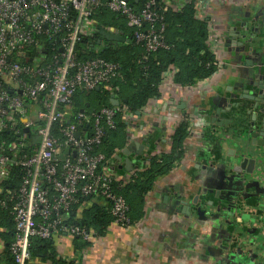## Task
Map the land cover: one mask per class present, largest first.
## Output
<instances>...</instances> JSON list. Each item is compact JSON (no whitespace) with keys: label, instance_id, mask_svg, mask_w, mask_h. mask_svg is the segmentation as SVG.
<instances>
[{"label":"crops","instance_id":"crops-1","mask_svg":"<svg viewBox=\"0 0 264 264\" xmlns=\"http://www.w3.org/2000/svg\"><path fill=\"white\" fill-rule=\"evenodd\" d=\"M167 1L175 9L186 2ZM199 4V16L212 26L211 44L221 52L222 71L189 88L163 83L160 97L139 115L123 118L124 131L110 136L114 151L101 174L124 187L149 152L153 156L168 152L173 130L185 119L190 132L183 160L155 180L135 224L111 221L104 233L82 248L67 233H53L56 255L66 264H264V203L234 209L223 195L220 201L214 196L220 187L213 184L222 165L230 175L231 167L245 164L251 157L247 152L255 148L247 132L252 114L259 127L262 104L253 108L246 97L261 93L264 86V0ZM216 109L223 111L216 118L219 125L209 122ZM130 143L143 146L141 156L137 147L125 150ZM126 160L132 164L129 173L122 170ZM258 186L263 189L264 183ZM91 203L108 212L105 199ZM80 218L78 209L76 219ZM2 251L0 243V255ZM26 264L50 263L30 258Z\"/></svg>","mask_w":264,"mask_h":264},{"label":"built area","instance_id":"built-area-1","mask_svg":"<svg viewBox=\"0 0 264 264\" xmlns=\"http://www.w3.org/2000/svg\"><path fill=\"white\" fill-rule=\"evenodd\" d=\"M194 1L199 16L200 0ZM156 5L157 0H0V133L6 124L20 120L22 128L37 139L32 154L16 162L26 173L11 207L14 237L9 254L13 264H26L30 259L31 239L47 240L58 231L92 241L93 232L63 223L64 213L78 197L100 191L109 203L113 221L130 226L128 205L111 191L109 178L97 173L105 158L94 150L106 131L115 128V116L121 114L127 121L131 113L119 105L102 108L91 117L70 113L77 90L88 93L110 84L118 76V68L101 58L80 59L75 45L81 37L97 32L92 18L108 11L127 21L132 37L145 53L166 50L164 25ZM164 7H171L167 0ZM208 25L207 45L216 59L214 74H219L223 69L221 52L211 44L214 34ZM32 49H38V54L31 56ZM47 52L49 58L45 57ZM171 79L172 74L166 76L160 88L165 82L173 85ZM25 100L30 101L28 108ZM71 118L72 122L61 125ZM56 124L58 136L53 134ZM82 124L90 125L89 132L76 138L77 125ZM23 139L11 144L0 142V184L8 178L10 155L16 158L28 146ZM63 150L69 154L59 159ZM43 180L50 187H44ZM0 206L5 208V203L0 202Z\"/></svg>","mask_w":264,"mask_h":264},{"label":"trees","instance_id":"trees-1","mask_svg":"<svg viewBox=\"0 0 264 264\" xmlns=\"http://www.w3.org/2000/svg\"><path fill=\"white\" fill-rule=\"evenodd\" d=\"M131 1L134 2V0ZM156 9L164 25L163 34L168 45L166 50L145 53L141 45L135 42L130 29L114 24L112 21L101 20V18L97 20V28L112 30L124 41L109 46L106 41L101 40L97 30L92 36H83L76 43L75 51L80 59L101 58L112 62L118 68V76L110 84L101 86L98 90L94 89L88 93L77 90L71 99L70 113L72 115L83 113L91 117L102 108H112L109 102L111 96L119 102V106L125 107L129 113L135 115L151 101L160 97V86L169 74H172L173 85L187 88L192 87L198 81L209 78L216 72V59L207 45L208 21L198 16L195 1L186 0L177 9L173 7L165 9L164 0H157ZM104 13L105 11H102L96 16L102 17ZM98 40L99 44H97ZM37 54L38 49H32L30 52L31 56ZM49 56L50 53L47 52L45 57L49 58ZM72 120L73 118L70 121H64L61 125L66 126ZM114 122L115 128L106 131L105 138L94 150V152L103 154L105 158V161L97 168L99 174H101L103 164L111 159L114 151L113 146L108 144V139L117 132L124 131L126 127L121 114L115 116ZM89 126L77 125L78 133H88ZM58 128L59 124H56L53 131L54 136L59 135L56 130ZM189 132L190 126L185 119L178 123L170 136L168 152L157 156L149 152L144 160L138 161L140 167L133 172L124 187L108 177L111 191L121 195L128 205L129 225L135 224L142 218L144 198L150 192L155 180L169 173L183 160L185 142ZM22 138L28 146L16 158L10 155L12 161L7 166L8 178L0 184V202L5 203V208L0 206V243L3 246L0 264H13L9 254V245L14 237L11 207L26 173V170L16 165V162L23 156L31 155L37 144L36 136L30 131L26 133L20 120L12 125L6 124V128L0 133V142L7 144L18 143ZM67 154H69L68 150H63L59 159ZM42 185L46 188L50 187L45 180L42 181ZM93 199H104V197L100 191L91 196L78 197L77 202L64 213L63 223L66 226L84 227L93 232L94 236L104 233L113 219L109 214V208L108 212L101 211L91 203ZM78 209L81 213L80 219H76ZM73 238L74 242L78 243L77 248L89 245V242H84L80 238ZM29 253L32 259L39 258L50 264H66L57 257L52 236L47 240L31 239Z\"/></svg>","mask_w":264,"mask_h":264},{"label":"water","instance_id":"water-1","mask_svg":"<svg viewBox=\"0 0 264 264\" xmlns=\"http://www.w3.org/2000/svg\"><path fill=\"white\" fill-rule=\"evenodd\" d=\"M98 33L99 36L101 38V40H104L107 42V44L110 46L113 43H117V42H123L124 39L119 36L117 33L115 32H111L109 30H106L102 27H98ZM100 41H97V44H99ZM251 51V48H250ZM262 85V83H261ZM261 89V93L257 94V93H250V96H247L246 99L253 101L254 105L253 108L256 107V104L260 103L262 104V108L260 109V112L262 114V119L260 120V125L258 127V122L256 121L255 115L252 114L251 115V122L249 124L250 130L247 132V134L252 138V146H254V149L257 148H264V86L260 87ZM98 90V89H97ZM20 93V92H18ZM111 106L116 107L119 105V102L114 98V96L110 97L109 100ZM29 103L30 101L25 100V107L28 108L29 107ZM228 110V109H227ZM222 110L216 109L215 111V117L210 118V124H214V125H219V123H216V118L218 117L219 113ZM223 112V111H222ZM136 115H139L138 112L135 113ZM26 122V119L22 120V123L24 124ZM24 131L26 133L29 132L28 129H24ZM79 136V133L75 134V137L77 138ZM260 140V141H258ZM137 147L138 150L136 152V154L138 156H141V151L143 149V146L138 145L137 143H130L129 145H127L125 147L126 151H133L134 148ZM126 151H124V153H127ZM250 153V155H253L254 158H257L258 155L260 156L261 154V150H251L248 151L247 154ZM253 153V154H252ZM254 160L250 159L248 161V169L243 170L244 168V163L243 161L239 163V165L237 167H231V174L228 175L225 172L226 167L224 165H222L221 168V175L223 177V185L222 188L218 191V193H214V196L219 199V201L222 199V195L227 199H233V203L235 204V207L237 206L238 209H241L243 206L252 204L254 205V207H258L259 205H261V203L259 202L260 196L258 194H260L259 191V186H258V181L261 180V177H257L255 176L254 172L252 169H250L251 164H253ZM123 172H131L132 170V164L131 161L126 160L125 161V165L123 167ZM245 171V172H242ZM241 172V173H240ZM238 175V177L236 176ZM253 192H251V189H253ZM195 203V200L193 201ZM191 202L189 203L190 206ZM210 205H212V203H209ZM241 204V205H240ZM234 206V205H233ZM258 212H260L257 209ZM208 214V216H210V213H206Z\"/></svg>","mask_w":264,"mask_h":264},{"label":"flooded vegetation","instance_id":"flooded-vegetation-1","mask_svg":"<svg viewBox=\"0 0 264 264\" xmlns=\"http://www.w3.org/2000/svg\"><path fill=\"white\" fill-rule=\"evenodd\" d=\"M253 150H261V154H260V156L258 155V157L257 158H254V156L253 155H251V157L249 158V159H247V160H245V164H244V168H243V170H245L246 171V169H248V161L250 160V159H253L254 160V162H253V164H251V167H250V169H252L253 170V172H254V174H255V176H257V177H261V180L260 181H258L257 183H259V182H262V183H264V148H262V149H260V148H257V149H253ZM253 154V153H252ZM245 171H242V172H245ZM241 173V172H240ZM218 177H217V180H215L214 182H213V184H214V186H217V187H220V189L222 188V185H223V177H222V175L220 174V175H217ZM237 177H238V175H236ZM264 189V188H263ZM263 189H261L260 187H259V191H260V194H261V192H264V190ZM219 191V190H218ZM219 193H220V191H219ZM260 194H258L259 196H260ZM212 203L213 204V202L214 201H212V200H210L208 203ZM230 204L233 206L234 205V209H238L237 208V206L235 207V204L233 203V199H230ZM259 202H261L262 204L264 203V193L263 194H261V196H260V199H259ZM241 205V204H240Z\"/></svg>","mask_w":264,"mask_h":264},{"label":"rangeland","instance_id":"rangeland-1","mask_svg":"<svg viewBox=\"0 0 264 264\" xmlns=\"http://www.w3.org/2000/svg\"><path fill=\"white\" fill-rule=\"evenodd\" d=\"M100 18H101V20L112 21V22H114V24H117L119 26L122 25V26H125L127 29H130L129 26H128L127 21L124 18H122V17H120V16H118L116 14H113L111 12L105 11V13H104V15L102 17L101 16L100 17L94 16L92 18V22L94 24H97V20L100 19Z\"/></svg>","mask_w":264,"mask_h":264}]
</instances>
